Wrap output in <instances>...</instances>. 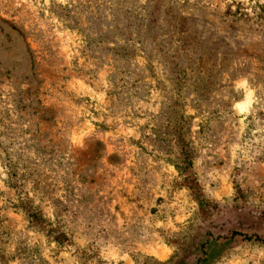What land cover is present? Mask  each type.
Instances as JSON below:
<instances>
[{
    "label": "rangeland",
    "instance_id": "obj_1",
    "mask_svg": "<svg viewBox=\"0 0 264 264\" xmlns=\"http://www.w3.org/2000/svg\"><path fill=\"white\" fill-rule=\"evenodd\" d=\"M0 264H264V0H0Z\"/></svg>",
    "mask_w": 264,
    "mask_h": 264
},
{
    "label": "trees",
    "instance_id": "obj_2",
    "mask_svg": "<svg viewBox=\"0 0 264 264\" xmlns=\"http://www.w3.org/2000/svg\"><path fill=\"white\" fill-rule=\"evenodd\" d=\"M28 216L34 219L36 215L34 213H29Z\"/></svg>",
    "mask_w": 264,
    "mask_h": 264
}]
</instances>
